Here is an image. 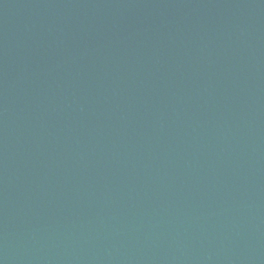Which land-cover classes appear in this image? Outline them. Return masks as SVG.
<instances>
[{
  "label": "water",
  "instance_id": "obj_1",
  "mask_svg": "<svg viewBox=\"0 0 264 264\" xmlns=\"http://www.w3.org/2000/svg\"><path fill=\"white\" fill-rule=\"evenodd\" d=\"M0 264H264V0H0Z\"/></svg>",
  "mask_w": 264,
  "mask_h": 264
}]
</instances>
